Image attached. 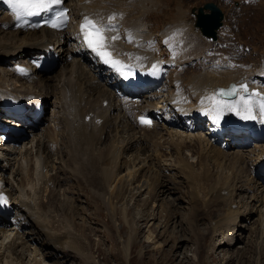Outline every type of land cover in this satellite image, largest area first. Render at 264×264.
Wrapping results in <instances>:
<instances>
[{
    "label": "bare ground",
    "instance_id": "obj_1",
    "mask_svg": "<svg viewBox=\"0 0 264 264\" xmlns=\"http://www.w3.org/2000/svg\"><path fill=\"white\" fill-rule=\"evenodd\" d=\"M160 4H162L160 0H66V5L70 7L72 23L88 14L102 24H107L109 17H114L111 23L115 25V30L107 31L108 34H117L119 36V39L109 43L114 56L122 57V59L137 65L145 64L143 65L144 67L156 61L158 62L156 65L166 69V80L157 86L158 88L155 92L145 93L143 98L147 105L154 104L153 100L156 98L157 103L160 104L159 110L165 109L166 111H162V113H165L166 116L168 112H171L175 120L170 116L169 118H164L165 126H152L150 128L135 127L133 115L137 111L142 110V108L133 107L124 100L119 102L114 100V94L110 86L102 84L100 77L96 75L100 73L102 77L108 78L109 71L102 68L98 60L94 61V57L91 54L79 52L78 38L74 31H64L59 34L60 37H54L56 34H52L51 31L43 27L24 33L13 28V16L0 7V33L2 34L0 35V95L13 99H25L29 96L37 99L41 104H45V107L50 105L52 107L51 110H55L53 113L55 122L43 126L39 136L35 134L31 139L33 145L30 148H26L23 152L22 149L13 151L14 148L7 150L4 145L0 144V156L3 157V164L0 165V180L3 186L0 190H5L10 196H13L14 209L18 217V222L13 227V229H16V237L5 243L4 247L1 245L2 240L8 236L5 235L6 227H3L0 231L3 237L0 241V249L3 248L4 250L3 254H1L2 252L0 253V264H23V258H25L26 253H23L22 247L27 246V250L30 247V243L34 247L33 253L39 255L41 253L38 250L40 244L37 238L39 237L40 242L44 243L51 253H53L52 250L63 251L64 248H69L75 253V256H83L88 260L86 252L89 249L88 251L87 248L85 249L83 238L76 233V222L73 214L69 213V217H65L64 213H62L64 217H60L61 215L59 214L58 218H62L61 221L51 215L59 200L56 189H58L59 185H62L65 179V177H61L56 172L55 174L51 172L57 167L54 159L55 151L66 156V159L64 157L61 161L68 169L69 179L78 182L80 185L85 184L83 187H87L91 194L98 198L99 195L87 183V179H84L85 177L81 171L72 164L75 163L76 159V153L73 150L74 146H79L86 159L92 161L89 167V174L96 170L97 164L102 165V163L105 166L116 168L118 173L121 170L122 173L123 168L128 167L130 164V161L126 160L125 155L130 153L133 155L132 164H135L137 160L139 162L146 159L150 161L153 154L149 151V147L153 146V149L158 151V148L162 147L159 142L163 138L162 130L169 129L173 124L175 126L183 125L186 128L188 127L186 131L191 130L193 127L199 128L198 137L200 139L203 134L202 130L212 128L219 139L224 136L239 140L237 143L224 142L228 148L238 147L236 145H239L245 146L243 149L248 148L249 150L241 153L236 150L235 154L229 157L227 156L229 153L222 150L221 147L223 146L217 147L215 145V143H218L215 138L213 140L208 138L206 144L207 147L210 146L207 150L204 149L206 145H202V148L199 146L196 148L193 144L186 141L174 143L172 148L175 154V161L179 165L176 168V172L179 173L178 176L186 184V190L189 189L188 201L189 198L193 197L189 206L195 204L188 208L193 213V216L189 213L187 222L191 230L187 229V233L194 232L198 224L207 219V229L212 239L216 238L217 233L221 239H233L234 236L233 234L230 235V233L235 227L239 226L238 218L240 217V220L245 221H249L252 218L249 212L251 204L246 200L243 202L244 206L238 200L241 210L234 205L237 202L238 190L241 188H245L247 197L252 199V206L259 204L261 208H264V177L260 173L261 168L264 166V142L251 146L249 137L246 142H240L241 139L244 140L247 134L232 132L224 128H215L213 120L215 116L225 115L233 117L236 112L245 110L244 101L241 99V97H245L242 94L243 88L239 87L232 99H227L216 93L218 88H226L230 83L238 86L246 84L247 90L250 92L259 87V90L256 89V93H259V96H253L250 103L254 106L253 113L260 114L261 111L258 106L261 102L260 95H264V88L260 87V85L264 83V80H261L259 75L261 77L264 76V64L257 69L259 72L256 73L254 68L235 62L233 59L230 62L232 65L228 64L229 62L227 61L231 59L229 54L235 51L233 49L231 52L219 51L218 53H213L212 50H219V47L214 48L212 44L207 43L209 41L200 33L201 28L197 25V12L200 6L194 8L196 13L192 12L194 16H191L189 15V10L185 8V0L177 2V5L181 6V10L178 7L176 17L174 19L172 17L165 23L166 28L155 37L151 32L152 27L147 16L153 10L158 9ZM226 30H228V27ZM227 32L225 33L226 35ZM222 42L229 43L225 36H221L220 43ZM152 43H155V45H152ZM50 44H54L53 48L60 52L58 62L63 59V54L66 52L65 46H70V48H67L68 53L66 54L67 56L68 54L71 55L69 70L67 71L66 69L68 68H63L60 71L59 78L57 77L59 72L55 75L41 74L32 68L30 64L28 66L25 65L31 56L39 55ZM213 44L215 45V43ZM213 57L214 59H212ZM191 59L193 60L191 61ZM186 62H192L194 67L196 65L197 70H189L185 65ZM21 63H25V71L30 68L28 76L18 77L14 74L13 66ZM219 63L222 64L221 69L211 70L212 64L220 66ZM7 64H10V69H4ZM236 64V68L240 66L237 69L233 67ZM226 67L227 69L224 70L223 68ZM3 71H7V74L3 73ZM7 75L9 76L7 77ZM159 77V73L154 75V78L158 81ZM9 78L11 79L9 80ZM27 80L31 82L29 84L31 89L25 86V81ZM51 94L54 96L53 103L48 98ZM104 100L108 101L106 106H103ZM121 109H124V111ZM2 115L3 112L0 110V119ZM88 116L89 119L87 120L86 117ZM97 119H101V122L97 123ZM263 126L264 119L257 121L258 128L262 129ZM58 129L59 131L61 130V136L58 134ZM121 132H127L129 135L128 139H124ZM181 139L184 138L181 137ZM232 144L235 146H232ZM33 148L35 149L34 151ZM256 150L260 151V154L258 156V153H256L258 159L253 160L251 155ZM94 151L98 153L96 158ZM162 151L160 150L159 157L165 156ZM183 151L191 153L196 158L195 162H189L183 156ZM221 154H223L222 157L220 156ZM18 156L20 158L17 160ZM141 156H143V159L140 158ZM156 159L158 157H154V160ZM212 163L221 168H227V166L231 165L233 169L231 171L226 169L225 172L215 176L212 173L213 169H211V167L213 168L211 166ZM217 166L215 172L221 170ZM144 169V165H142L138 175L135 172L132 174V171H128L125 174L126 178L130 177L128 185L118 180V178L111 181L110 173L105 172L102 175V184L104 188H107L110 187L111 182L114 186L126 190V193L128 192L127 189L132 190L133 193L139 192V195H141L139 202L142 201L143 204H147L148 201L153 200V206L157 200V193L170 195L172 190H176V187H172V178H168L166 175L164 176L166 179H163L160 172L149 168L145 169L146 173ZM12 174L16 177H13ZM244 174L252 178L250 181L252 183H248V179H246L244 184L238 185L240 178ZM174 175L176 176V173ZM12 179H16L14 181L16 184L11 182ZM145 179L146 181L144 182L143 180ZM154 181H158V186L147 188L146 185H150ZM258 181H261L262 185H259L256 189ZM133 182H137V184L129 187ZM258 191L263 192L262 196H259ZM74 194L72 192V196ZM172 200L174 201L173 198ZM70 201L73 200L70 199ZM175 201L179 202L178 199ZM233 205L235 208H232ZM68 206L70 205H67V209ZM172 206H174L173 203ZM77 210L73 209L72 211L77 212ZM197 211L203 213L204 218L194 221L193 217H196ZM208 212L212 213L210 220ZM77 213L79 214L80 212L78 211ZM172 215V212L167 214L168 220H173L174 216L172 217ZM262 216L264 223V213H262ZM128 217L129 212H127L126 204L121 211V219L129 224ZM31 221H33V227L30 226ZM56 222H60L61 227H58ZM130 222L131 229L136 231L137 229L134 228L135 221L131 220ZM167 222L169 223V221ZM193 226L196 227L194 228ZM179 230L180 233L186 231L182 226ZM257 230L254 231L256 239H259V242L263 244V225L261 224V228L257 227ZM21 232H23L22 235H20ZM34 232L36 234L35 237L32 235ZM173 232L175 233L176 231ZM23 235H25L24 237L27 240L31 241L26 240L27 242L24 241L22 244L18 243L16 240L21 241L19 237H23ZM197 237L200 240L203 234H199ZM34 239H36L35 242ZM182 240L186 241L187 236L181 234L177 238L180 246H182L180 244ZM196 240L197 238L194 241ZM135 241L136 239H134L132 234L128 235L126 244L121 249L125 261L130 256ZM49 243H52L51 248L48 246ZM196 243V247L199 248L201 242L196 241ZM236 243L237 241L234 245ZM144 248V245L140 247L139 255L143 254ZM197 252L199 257L200 250L197 249ZM258 252H260V249ZM44 257L40 256V258ZM32 264L38 263L35 261ZM126 264H130V261H126Z\"/></svg>",
    "mask_w": 264,
    "mask_h": 264
},
{
    "label": "rangeland",
    "instance_id": "obj_2",
    "mask_svg": "<svg viewBox=\"0 0 264 264\" xmlns=\"http://www.w3.org/2000/svg\"><path fill=\"white\" fill-rule=\"evenodd\" d=\"M178 1L179 0H160L162 4H160L159 8L153 10L148 14L147 19L151 23V32L155 37H157V35H159V33L166 28L165 23H167L172 17L173 19L176 17L178 7L181 10V6L177 5ZM205 2L217 3L218 7L223 13L222 26L217 30V39L215 41H211L205 38L209 42L204 40L205 42L212 44V47L214 48L219 47V50L215 49L212 50V52H231V50L233 49L235 51L229 54L231 59L230 61H227L229 62L228 64L232 65L230 62L233 59V61L235 62H239L243 65L254 68L256 73L259 72L257 69L261 68L263 66L262 64H264V0H185V8L189 10V15L192 16V9L202 6ZM227 27L228 30L230 29V31L226 30ZM26 32L32 31H24V33ZM226 32L227 35L225 34ZM0 35L2 34L0 33ZM221 36L227 37V41H229V43H220ZM213 43H215V45ZM152 45H155V43H152ZM65 47L66 52L63 54V59L60 60L59 65H57L50 72H45L46 74L55 75L57 74V72H59L57 74V77L59 78L60 71L63 70V68H68L66 70H69V64L71 63V60L66 59V54L68 53L67 48H70V46L67 45ZM212 59H214V57ZM192 60L193 59H191V61ZM185 65L189 68V70H197L196 65L194 64V67L192 65V62H186ZM221 66L222 64H220V66H218L217 64H212L210 68L211 70L216 71V69H221ZM236 66L237 64L233 67L235 69L240 67L239 66L236 68ZM8 68L10 69V64H7L4 67V69ZM223 69L225 70L227 69V67ZM3 73L7 74V71H3ZM8 76L9 75H7V77ZM259 77L261 80H264V76L261 77V75H259ZM10 79L11 78H9V80ZM21 81L24 82L23 80ZM29 84H31L30 81H25V86L30 87L31 89V85ZM260 87L264 88V83L260 85ZM258 88L259 87L255 89L259 90ZM51 96L52 94L49 95L48 98L52 102L54 100V96ZM46 115H48V110L45 116ZM51 122L52 124L55 122L54 114L52 115V118H48V123ZM176 127L178 128H175L171 131H169L168 129L162 130L161 133L163 135V138H161L159 141L162 147H159L158 151H155L153 149V146L149 147V151L153 154L150 161H147L146 159L139 162L137 160L135 164H132L131 161L133 155L131 153L125 155L126 160L128 162L130 161V164L128 165L129 168H123L122 173L121 170H119L118 173L116 172V168L105 166L102 163V165L97 164L96 170L89 174V167L92 161H88L86 159V157L82 154L81 148L79 146H74L73 150L76 153V159L75 163L72 164L81 171L82 175L85 177L84 179H87V183H89L99 195L98 198L95 195L91 194L90 190L87 187H83V185L85 184L80 185L78 182L69 179L68 169L63 165L61 161L64 157L66 159V156H63L62 153H56L55 151L54 159L56 161L55 164L57 167L51 172L54 174L56 172L61 177H65V179L62 185H59L58 189H56L59 199L58 204L56 205V208L58 210L55 208L51 215L52 217H55V219L61 221L62 218H58L59 214L61 215L60 217H64L62 213L66 215L65 217H69V213L73 214L74 221L76 222V233L78 236L80 235V237L83 238L84 242H81L84 243L85 249L87 248V251L89 249V251L86 252V257L88 260H86V258H84L83 256H75V253H73L69 248H64L63 251H54L51 249L53 251V253H51L48 247L44 243L40 242L39 237L37 238L39 239L37 241H39L40 244V248H38V250L41 251L39 255L41 257H45L40 258L38 254L33 253L34 247L32 243H30V247L28 248L29 250H26L27 246L22 247L23 253H26L25 258H23V264H32L35 261H37L38 264H126V261H130V264H264V241L263 244H261V242H259V239H256V233L254 232L257 230V227L261 228V224L264 227V223L262 221V213H264V208H261L259 204L252 206L253 201L252 199L247 197L245 188H241L240 190H238V196L236 197L237 202H235L234 205L237 206L239 210H241L238 200L242 202V205L244 200H246L251 204H249L251 206L249 212L251 213L252 218L250 217L251 219L249 221L240 220V217L238 218L239 226L235 227L232 231V234L234 236L233 239H221L218 233L216 234V238L212 239L210 236V232L207 229V219H204L202 223L198 224L197 229L195 230L196 233L195 231L187 233V229L191 230L187 222V218L190 214L191 216H193V213L189 211L188 208L194 206L195 204L189 206V203H191L193 197L189 198L188 201L187 195H189V189L186 190V184L178 176L179 173L176 172V168L179 167V165L175 161V154L172 147H174V143L180 141L189 142L196 148L198 146L202 148V145H206V148H204L205 150L209 149L210 145L207 147L206 143L208 142V138H204V136H201L200 139L198 137V132L196 133V131H198L199 128L194 127L195 130H193L192 128L191 130L186 131V129H188V127L186 128V126L181 125ZM40 132L41 129L36 133V135L39 136ZM58 134L59 136H61V130L59 131V129ZM121 134L124 139H128L129 135L127 132H121ZM181 137L184 139H181ZM218 144L220 143H215L217 147H220ZM232 146L235 145L232 144ZM236 146L238 147H227V149H223V147L221 148L223 151L229 153L227 154V156L229 157H232V155L235 154L236 150L239 151V153L249 151L248 148L243 149V147L245 146ZM251 146H255V144H251ZM14 150L18 149L14 148L13 151ZM24 150H22V152ZM160 150H163L162 153L165 156L159 157ZM94 153L96 158V155L98 153L96 151H94ZM256 153H258L259 156L260 151L256 150L255 153H252L251 159H258L256 157ZM182 154L188 159L189 162H195L196 158L192 156L191 153L183 151ZM220 156L222 157L223 154H221ZM154 157H158V159L154 160ZM18 158L20 157L18 156L17 160ZM140 158L143 159V156H141ZM132 165H134V167H132ZM142 165H144V168L146 170L150 168L151 170L160 172V175L162 176L161 178L163 179H166L164 177L166 175L168 176V178H172V187H176V190H172L170 195H161L160 192L157 193V200L155 201V205L153 206V200H150L151 202L148 201L147 204H143L142 201L139 202L141 197V195H139V192L133 193L132 190L127 189L128 192L126 193V190L122 189L121 187L114 186L111 182L110 187L104 188L102 184V175L105 172L110 173L111 181L115 178H118V180L128 185L130 177L126 178L125 174H127L128 171H132V174L133 172H135L136 175H138V171ZM211 166H213V168L211 167L213 171H211L215 176L225 172L226 169L227 171H231L233 169V166L231 165L227 166V168H221L218 167L215 163H212ZM216 166L221 170L215 172ZM146 170L145 172L147 173ZM174 173H176V176L174 175ZM246 179H248V183H252L250 182L252 178L244 174L243 177L240 178V182L238 183V185L244 184V181ZM15 180L12 179L11 182L16 184V182H14ZM79 180L81 181V179ZM143 181L145 182L146 179ZM135 184H137V182H133L131 186L129 185V187H133V185L135 186ZM259 185H262L261 181L257 182L256 189L257 187H259ZM146 186L147 188H151V186L155 188L158 186V181H154L150 183V185L147 184ZM119 188H121L120 191H118ZM259 190H261V188H259ZM72 192L75 193L73 196ZM258 192L259 196H262L263 192ZM108 196L109 198H107ZM69 198L73 201H70ZM172 198L174 199V201L172 200ZM177 199L179 200V202L175 201ZM65 203H68L71 207L68 206L67 209L68 204ZM172 203L174 204V206H172ZM126 204L127 212H129V224L131 225L130 221L134 220V228L137 229L136 231L134 229H131L130 225L121 219V211ZM234 205L232 206V208H235ZM60 207L62 209H65L62 210ZM73 209H78L77 212L79 211L80 213L78 214L77 212H73ZM171 212L173 213L172 217L174 216L173 220H168L167 214H170ZM208 214L210 220V218H212V213L208 212ZM203 215V213L197 211L195 215L196 217H193L194 221L203 219ZM167 221H169V223ZM32 222L33 221L30 222V226L33 227L34 224ZM56 224L58 225V227H61L60 222H56ZM181 226L186 229V233H180V230L178 231V229H181ZM193 227L195 228L196 226ZM2 228H0V231L2 230ZM5 229L7 230L5 235L8 236L4 240H2L3 237L0 233V241L2 240L4 242H2L1 245L3 247L5 243H8V241L11 240V236H13L12 238L14 239L17 234L16 229H13L11 227H6ZM33 230L36 231V229L34 228ZM173 231L176 232L174 233ZM198 233L203 234V237L200 239L201 241L198 240ZM130 234L133 235L136 241L134 242L135 244L131 249L130 256L127 257L125 261L121 249H123V247L125 246L128 235ZM181 234L186 235L188 240H182V242L180 243L182 244V246H180L179 241H177V238H179ZM32 235L33 237H35V232ZM24 236L25 235H23V237H19L21 241H16L22 244L27 240ZM195 238H197L196 241L201 242L199 244V248L196 247L197 243L196 241H194ZM174 239H176V241H174ZM35 241L36 239H34V242ZM236 241L237 243L234 245ZM51 244L52 243L48 244L50 248ZM142 245L145 246L144 252L142 255H139V250ZM197 249L200 250L199 257L197 254ZM259 249L260 252H258ZM3 251V248H1L0 253L2 252L1 254H3ZM125 256H127V254ZM140 256H142V258H140Z\"/></svg>",
    "mask_w": 264,
    "mask_h": 264
},
{
    "label": "snow or ice",
    "instance_id": "obj_3",
    "mask_svg": "<svg viewBox=\"0 0 264 264\" xmlns=\"http://www.w3.org/2000/svg\"><path fill=\"white\" fill-rule=\"evenodd\" d=\"M12 3L13 11L16 13L17 19H20L24 15H38L41 11H45L50 9L54 4L59 5L62 0H9ZM66 9L60 11L56 18L50 22V26L53 28L62 27L66 23ZM114 17H109V22L107 24L97 23L96 21L90 19L89 17H84V22L81 24V31L84 35V39L89 47L96 48L99 46L100 48H107V36L105 33L107 31L115 30V25L111 23ZM113 41L119 39V36H113L111 38ZM243 88L246 97H241L244 101L245 111L248 113H252L254 110V106L250 101L253 96H259V93H248L247 85L241 84L239 86ZM237 90L236 85L231 86V91H228L227 95H233ZM222 94L225 93V90H219ZM261 102L258 105L262 114H264V97H261ZM245 118L254 119L255 116L249 115ZM141 123L150 124L151 122L141 118ZM0 203H7L6 200L0 198Z\"/></svg>",
    "mask_w": 264,
    "mask_h": 264
},
{
    "label": "water",
    "instance_id": "obj_4",
    "mask_svg": "<svg viewBox=\"0 0 264 264\" xmlns=\"http://www.w3.org/2000/svg\"><path fill=\"white\" fill-rule=\"evenodd\" d=\"M195 9H192L193 13ZM209 10V12H207ZM223 13L220 8L214 2H206L202 6L198 8L197 12V25L200 26L201 33L211 40L217 39V29L222 25ZM196 26V25H195ZM197 27V26H196ZM235 84H231L228 88L229 90H225V94L228 91H231V86ZM234 95V94H233ZM230 95V96H233Z\"/></svg>",
    "mask_w": 264,
    "mask_h": 264
}]
</instances>
